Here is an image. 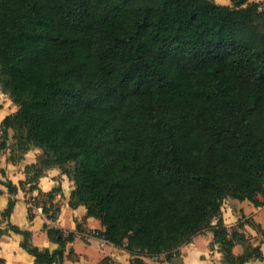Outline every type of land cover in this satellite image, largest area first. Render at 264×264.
Listing matches in <instances>:
<instances>
[{
  "label": "trees",
  "instance_id": "1",
  "mask_svg": "<svg viewBox=\"0 0 264 264\" xmlns=\"http://www.w3.org/2000/svg\"><path fill=\"white\" fill-rule=\"evenodd\" d=\"M231 1L0 0V86L18 107L0 150L13 162L42 150L19 186L4 182L2 216L20 187L39 190L28 201L56 221L62 187L39 181L58 167L74 182L70 206L99 219L129 264L172 260L208 230L226 264L262 258L222 212L227 198L264 196V3ZM10 228L35 264L62 263L76 235L46 223L57 247L40 249Z\"/></svg>",
  "mask_w": 264,
  "mask_h": 264
},
{
  "label": "crops",
  "instance_id": "2",
  "mask_svg": "<svg viewBox=\"0 0 264 264\" xmlns=\"http://www.w3.org/2000/svg\"><path fill=\"white\" fill-rule=\"evenodd\" d=\"M17 109V105L0 86V141L3 120ZM13 133V130L9 129L8 146L13 144ZM41 153V148L32 146L23 159L13 162L10 160V147L0 150V167L5 172V175L0 174V190L2 191L0 193V229L4 231L0 234V264H35V257L21 246L24 235L13 231L10 223L22 230L30 231L32 244L40 249L53 250L57 247L44 229L46 223L75 232V239L65 246L63 262L55 264H103L105 258H110L115 263L129 264L132 258L130 252L95 235L96 231L105 229L99 219L87 216V208L84 205L76 208L70 206L74 182L58 167L49 169L39 181L40 190L43 193L62 187V192L56 193L53 199V202L60 206L56 221L49 220L41 207L33 211L34 217L31 219L27 201L30 197H38L39 190L27 191L20 187L13 195L17 201L10 218L2 216L10 197L4 182L10 180L19 186L20 181L26 178V166L35 163ZM259 199L262 203L255 205L249 200L227 198L222 206L225 224L229 228H238L246 239L253 245L259 246L262 252V258L252 257L244 264H264V197L259 195ZM240 223H242L241 226ZM233 252L235 255L243 254L244 245L238 242ZM144 260L145 264H226L224 255L219 245L214 242L212 231L209 230L194 237L190 243L182 245L179 254L172 260H168L164 254L157 257H144Z\"/></svg>",
  "mask_w": 264,
  "mask_h": 264
},
{
  "label": "rangeland",
  "instance_id": "3",
  "mask_svg": "<svg viewBox=\"0 0 264 264\" xmlns=\"http://www.w3.org/2000/svg\"><path fill=\"white\" fill-rule=\"evenodd\" d=\"M217 3L224 4V5H233V2L231 0H214ZM250 1H255V2H262L264 3V0H250ZM247 5V4H245ZM264 197V196H263Z\"/></svg>",
  "mask_w": 264,
  "mask_h": 264
},
{
  "label": "built area",
  "instance_id": "4",
  "mask_svg": "<svg viewBox=\"0 0 264 264\" xmlns=\"http://www.w3.org/2000/svg\"><path fill=\"white\" fill-rule=\"evenodd\" d=\"M28 208H32V210L34 211L37 207L34 205V200L33 199H31V200H29L28 201ZM95 235H97V236H100L99 235V232H95Z\"/></svg>",
  "mask_w": 264,
  "mask_h": 264
}]
</instances>
